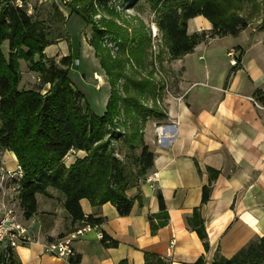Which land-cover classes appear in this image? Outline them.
I'll use <instances>...</instances> for the list:
<instances>
[{"label":"crops","instance_id":"crops-1","mask_svg":"<svg viewBox=\"0 0 264 264\" xmlns=\"http://www.w3.org/2000/svg\"><path fill=\"white\" fill-rule=\"evenodd\" d=\"M210 29L211 24L201 16L187 24L190 35ZM247 35V46L221 45L230 36L214 38L190 54L165 62L171 83L161 101H156L162 102L164 117L142 131L154 155L152 168L126 190L133 200L127 216H120L110 203L93 207L86 199L80 201L85 216L102 221L72 240L79 264H143L145 253L169 264H193L199 258L210 264L216 255L229 259L249 242L264 237V103L253 96L256 90L264 91V33ZM61 42L46 47L44 56L55 57ZM233 50L240 66L231 72L228 53ZM33 79L39 82L38 76ZM29 80L22 84L21 78L18 88L31 89ZM108 96L109 92L104 104ZM82 155L77 152L71 157ZM17 166L15 155L0 149V168L14 170ZM208 168L219 173L211 183L209 200L202 204ZM151 173H157L152 183L146 181ZM157 192L167 215L162 226H158ZM63 202V195L49 188L47 196L36 195L37 210L30 219L21 215L33 242L15 250L19 264H70L67 258L47 251V245L60 234L85 226L71 223ZM194 209L203 220L207 249L187 223ZM151 224L158 226L154 232ZM104 235L116 246L105 247Z\"/></svg>","mask_w":264,"mask_h":264},{"label":"trees","instance_id":"trees-1","mask_svg":"<svg viewBox=\"0 0 264 264\" xmlns=\"http://www.w3.org/2000/svg\"><path fill=\"white\" fill-rule=\"evenodd\" d=\"M27 2L0 0V149L11 151L22 170L16 194L22 217L28 220L36 213V195L47 196L49 188L63 195V207L71 223L94 226L102 221L84 215L80 206L82 199L88 200L93 207L110 203L120 216H127L133 200L127 197L126 190L152 168L154 155L144 143L141 129L134 126L122 141L129 152L139 150L133 159V166L119 159L113 144L119 137L114 120L120 115L121 102L124 103V115L128 118H131V112H139V96H151L156 102L160 88L155 87L149 78L137 80L126 76L122 67L125 61H129L145 69L144 57L147 55L146 48L150 47V39L134 34L132 45L127 49L124 43L118 45L114 56L102 46V37L110 35L125 42L127 34L124 28L104 19L101 21L104 26H93L85 4L80 8L68 4L70 15L77 16L92 28L94 39L89 44L108 77L110 92L104 112L99 115L82 104L83 94L71 83L69 67L76 59L67 55L56 62L43 54L46 47L64 39V15L55 3L48 5L52 12L45 18L29 14ZM152 2L157 12L155 26L165 41L169 61L192 53L197 45L210 39L235 37L250 25L248 18L238 10L242 0ZM108 13L116 14L113 11ZM197 16L205 18L211 29L190 35L187 33L188 21ZM116 56L126 58L116 59ZM239 59L236 58L231 72L239 68ZM20 60L26 61L28 69L37 74V88H18L21 81ZM120 79L124 81L122 92L133 93L125 99H121L117 91ZM46 85L49 87L42 93ZM253 96L264 103V91L256 90ZM77 152L83 155L71 157ZM69 155L70 159L66 160ZM124 158L128 159V155ZM207 171L209 182L202 187V204L209 200L211 183L219 173L210 168ZM156 198L160 219L158 226H162L167 221L165 205L160 192H157ZM187 223L207 249V235L198 209L193 210ZM158 226L151 224L152 232ZM63 236L60 234L59 238ZM101 242L105 247L116 246V242L105 235ZM14 252L7 249L0 253V264H19ZM68 262L79 264L80 255H72ZM118 264L127 263L121 261ZM143 264L169 263L145 253ZM193 264H204V260L199 258ZM210 264H264V237L249 242L229 259L216 255Z\"/></svg>","mask_w":264,"mask_h":264},{"label":"rangeland","instance_id":"rangeland-1","mask_svg":"<svg viewBox=\"0 0 264 264\" xmlns=\"http://www.w3.org/2000/svg\"><path fill=\"white\" fill-rule=\"evenodd\" d=\"M152 1L154 0H28L27 2L29 14H35L45 18L48 13L52 12L48 5L55 3L64 15L65 37L63 40L54 43L57 44L63 41L61 42L62 48L59 46V51L53 58L58 62L64 54H67L72 55L73 60L77 59L79 61L77 66L74 64L70 65L69 78L74 88L83 94L84 101L82 104L88 106L96 114H101L105 109L104 102L108 92H110L106 87V85H108V77L104 70L101 69L99 60L94 56V50L89 44L90 42L92 43L94 39L92 36V28L86 26L77 16L70 15L67 6L70 3L75 4V8H80L85 4L88 14L91 15V17H89L93 21V26H104V22H101L104 19L105 21L124 28L127 34L125 42L114 39V37L110 35L102 37V46L110 50V53L114 56L119 47L118 45L124 43L126 49L132 45L131 38L134 34H139L143 38L150 39V47L146 48L147 55L144 57V64H146L145 69L138 68L136 64L125 61L122 66L123 73L137 80L149 78L152 83H154L155 87L158 89L160 88L157 93L156 101H161L163 95L166 93L167 87H170L171 76L170 73L165 70V62L169 61V59L165 50V41L158 33L155 26L157 12L156 9L153 8ZM166 1L178 3L182 0ZM238 7L239 13L248 18L250 25L245 29V34H242L238 38L230 36L228 40H223L224 42L221 45L230 46L231 44H243V46H247L248 42L246 43V40L249 39L247 35L248 32L254 31L264 33V0H242ZM112 11L116 13L115 16L109 15L108 12ZM4 50L5 44L3 45V51ZM118 57L126 58L125 56H116V59ZM34 59H37V57ZM135 65L137 66L136 68ZM19 70L22 78L21 83L24 84L29 78H32V80H29L31 83L30 87L37 88L38 82L33 79V77L36 78L37 74L28 69V63L26 61H19ZM151 70L153 72H151ZM94 74L96 80L93 78ZM99 82H101L102 85L99 86ZM122 83H124V81L120 79L118 81L117 91L119 92V97L125 99L133 93L129 92L125 94L122 92ZM96 86L100 88L95 90ZM138 101L140 105L139 112L136 114L131 112V118L124 115V103L121 102L120 115L114 120L117 122L116 125L118 127L115 131L119 136L117 141L113 143L114 148L117 157L129 166H133V159L136 157L139 150H136L134 153L129 152L127 145L122 143L124 136L128 135L134 126H137L136 128L143 131L148 125L158 122L164 117L157 116L158 114L163 115L164 107L162 102H154L151 96H139ZM125 155H128V159L124 158Z\"/></svg>","mask_w":264,"mask_h":264},{"label":"built area","instance_id":"built-area-1","mask_svg":"<svg viewBox=\"0 0 264 264\" xmlns=\"http://www.w3.org/2000/svg\"><path fill=\"white\" fill-rule=\"evenodd\" d=\"M228 56L231 57V64L236 63L235 51H230ZM78 65V60L74 62ZM182 97L178 98L181 101ZM254 104L257 103L252 99ZM163 131L162 127L158 128ZM66 160L70 159V155L66 156ZM22 178V170L17 166L14 170H5L0 168V253L11 249L15 251L18 247L29 245L33 242L32 234L22 222V212L20 210L16 194L19 189V182ZM157 179V173H151L146 181L152 183ZM9 190V191H8ZM90 226L85 225L82 228L58 238L57 241L47 245V251L55 256L69 258L74 255L71 248L72 240L76 236L82 235L89 230Z\"/></svg>","mask_w":264,"mask_h":264}]
</instances>
